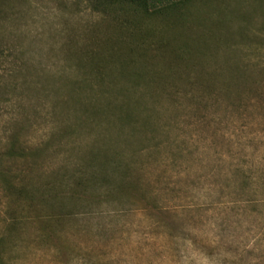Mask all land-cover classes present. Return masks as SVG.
I'll list each match as a JSON object with an SVG mask.
<instances>
[{"label":"rangeland","instance_id":"374dc122","mask_svg":"<svg viewBox=\"0 0 264 264\" xmlns=\"http://www.w3.org/2000/svg\"><path fill=\"white\" fill-rule=\"evenodd\" d=\"M88 3L0 0V264H264V0Z\"/></svg>","mask_w":264,"mask_h":264},{"label":"trees","instance_id":"16d2710c","mask_svg":"<svg viewBox=\"0 0 264 264\" xmlns=\"http://www.w3.org/2000/svg\"><path fill=\"white\" fill-rule=\"evenodd\" d=\"M185 0H88V6L92 14L98 16H108V14L117 10L121 6H135L142 10H167L173 8L176 5L181 4ZM233 51H236L235 49ZM85 59H89V55L84 56ZM242 64L238 66V69L244 73H250L251 75L260 72V69L264 72V68H259L258 64H249V60L241 58ZM85 79L79 81V85L84 84ZM264 103V101H262ZM264 118V116H262Z\"/></svg>","mask_w":264,"mask_h":264}]
</instances>
